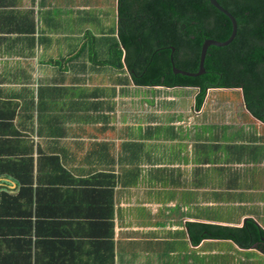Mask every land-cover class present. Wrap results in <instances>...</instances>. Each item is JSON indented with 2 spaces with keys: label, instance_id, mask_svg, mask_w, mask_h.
Listing matches in <instances>:
<instances>
[{
  "label": "crops",
  "instance_id": "0c3cea01",
  "mask_svg": "<svg viewBox=\"0 0 264 264\" xmlns=\"http://www.w3.org/2000/svg\"><path fill=\"white\" fill-rule=\"evenodd\" d=\"M76 19L77 0H0V106L19 110L35 160L58 156L65 192L0 264H264L255 244L205 236V223L249 217L264 228V122L240 87L211 86L197 106L194 86L120 83L118 68L76 57Z\"/></svg>",
  "mask_w": 264,
  "mask_h": 264
},
{
  "label": "trees",
  "instance_id": "16d2710c",
  "mask_svg": "<svg viewBox=\"0 0 264 264\" xmlns=\"http://www.w3.org/2000/svg\"><path fill=\"white\" fill-rule=\"evenodd\" d=\"M218 1L236 18L237 30L227 44L208 45L201 74L176 73L172 63L195 71L202 41L229 36L230 19L209 0H77L81 44L75 55L87 53L93 63L118 68L123 75L116 80L125 85L197 87V106L206 87H240L247 109L264 122V0ZM16 111L15 106H0V257L6 243L16 242L14 250L20 249L21 241L31 243L30 226L37 230L33 215L53 208L56 197L65 193L55 185L63 179L58 175L62 169L58 156L38 150L35 160L33 139L21 129L20 121H12ZM26 126L32 131L34 124L30 121ZM37 131L41 133L38 126ZM8 180L17 186L11 188ZM204 226L206 237L230 238L241 246L255 244L264 252V228L253 218H246L240 226ZM83 244L76 240V252L82 258ZM86 257L94 262L111 258L112 247L106 255L97 250Z\"/></svg>",
  "mask_w": 264,
  "mask_h": 264
},
{
  "label": "water",
  "instance_id": "95a60500",
  "mask_svg": "<svg viewBox=\"0 0 264 264\" xmlns=\"http://www.w3.org/2000/svg\"><path fill=\"white\" fill-rule=\"evenodd\" d=\"M209 1L216 8H218L219 10H221L223 13H225L228 16V18L231 21V32H230L229 36L226 39H223V40H218V39L208 38V37L205 38L202 41V44H201V47H200L197 70L190 71V70L182 69V68H179V67L175 66L172 63V69L176 73L179 72V73L186 74V75H198V74L203 73L205 71L203 62H204V58H205V54H206L208 45H210V44L225 45V44H227L228 42H230L232 40V38L234 37V35L236 33L237 21H236V18L234 17V15L227 8H225L218 0H209ZM170 48L173 51L174 47L172 45L170 46ZM170 59L172 60V52L170 53ZM262 238L264 239V236Z\"/></svg>",
  "mask_w": 264,
  "mask_h": 264
},
{
  "label": "rangeland",
  "instance_id": "374dc122",
  "mask_svg": "<svg viewBox=\"0 0 264 264\" xmlns=\"http://www.w3.org/2000/svg\"><path fill=\"white\" fill-rule=\"evenodd\" d=\"M85 2L87 1H90V0H84ZM110 5L107 7L110 12L109 16L113 17V13H114V8L112 7V3H109ZM109 22V18L108 20L104 21V23H108ZM119 76V75H118ZM149 89L145 90V89H142V93H148L150 92L152 89H150V91H148ZM239 90V89H238ZM174 92L175 93H192V89H189V88H183V87H176L174 89ZM237 94V91L236 90H227V91H220V90H216V89H212L210 90L209 92V97L208 98H219V99H234V98H237L236 97ZM253 122H256L254 119H252V123ZM255 123H253L254 125ZM255 128V127H253ZM262 221V223H264V220H260Z\"/></svg>",
  "mask_w": 264,
  "mask_h": 264
},
{
  "label": "flooded vegetation",
  "instance_id": "af4514ba",
  "mask_svg": "<svg viewBox=\"0 0 264 264\" xmlns=\"http://www.w3.org/2000/svg\"><path fill=\"white\" fill-rule=\"evenodd\" d=\"M210 87H211V86H210ZM208 88H209V87H206V89H205V90L207 91V89H208ZM205 94H206V92H205Z\"/></svg>",
  "mask_w": 264,
  "mask_h": 264
}]
</instances>
